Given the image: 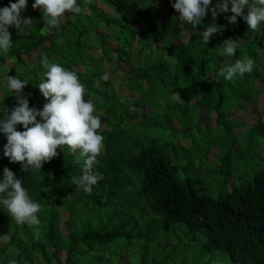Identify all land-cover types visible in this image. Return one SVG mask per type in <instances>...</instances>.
<instances>
[{
  "label": "trees",
  "instance_id": "16d2710c",
  "mask_svg": "<svg viewBox=\"0 0 264 264\" xmlns=\"http://www.w3.org/2000/svg\"><path fill=\"white\" fill-rule=\"evenodd\" d=\"M15 2L17 0H0V8ZM101 2L112 9L113 15L106 16L104 21L106 27L111 26L115 31L108 30L106 42V34L99 29L92 33L99 38L98 43L93 44L95 49L92 45L87 51L82 48L81 40L85 35L82 31L71 44L52 37L50 47H45L53 34L40 35L43 20L34 18L38 26H29L7 54L0 53V70L8 62L13 63L12 67H7L4 74L7 76L19 75L27 64L23 56L32 52L38 56L32 62L41 61L46 55L50 62L76 72L87 89L85 99L95 104V115L106 121L104 129L98 130L105 138V148L96 166V171L103 173L104 178L93 186L90 195L72 184V177H79L83 171L84 162L79 152L71 153L64 146L57 149L56 157L43 163L41 170L23 172L19 163H10L3 155L7 140L0 133V179L4 167L9 168L22 180L30 197L44 205V210L38 214L39 240L35 239L34 228L16 225L0 206V236L11 234L7 244L0 242V264H8L10 259H15L17 264H117L113 257H125L118 246L130 250L133 244L142 248L134 264H264V162L261 159L258 164L256 160L243 159L244 149L251 139L250 128L233 136L240 123L231 117L232 110H250V106L258 107L259 98H264V24L252 31L243 17L229 23L227 17L232 15L229 11L213 21L209 11L201 26L193 28L186 24L181 30L179 13L172 7L175 0ZM30 3L32 5L34 0ZM217 3L218 0H212L211 6ZM247 9L245 6V15ZM212 22L224 28L222 34H214L205 45L197 33ZM71 24L66 20L62 33ZM229 38L239 40V47L233 57L221 56L222 42ZM72 45L77 48L69 56H60L62 49ZM245 58L255 61L251 74L233 81L218 75L221 67ZM171 64L178 84L172 83L170 96L162 94V98L167 97L165 104L159 103L155 91L148 96L155 108L164 110L171 141L166 147L142 148L143 143L138 144L142 139L139 135L133 141L139 148L121 159L123 166L116 168L119 123L129 112L118 108L121 94L116 93L119 92L116 83L126 84L130 78L128 75L115 78V73L128 68L133 74L131 79L138 77L146 85L158 88L166 79L160 76L167 73V66ZM16 65L20 68L16 69ZM36 69L44 70L45 80L46 70L40 62ZM105 73L107 80L103 79ZM1 77L0 74V87H3ZM29 86L26 85L23 92ZM174 92L179 93L184 102L168 103ZM11 94L2 98L9 111L17 106ZM36 97L31 93L27 97L29 107L42 110L48 101L44 97L35 101ZM184 108L188 114L174 126L176 109L180 113ZM111 110L115 111L114 123L106 117ZM206 115L210 117L207 119ZM2 118L3 112H0ZM195 119L209 120L208 131L198 130ZM37 120L42 122L40 117ZM257 128L264 136V124L259 123ZM16 130L24 131L22 125H17ZM196 130L203 133V137L197 140L192 136V149L187 155L181 158L178 151L173 154L180 137L183 135L186 139L185 133ZM216 132L227 139L226 148L213 142ZM178 145L182 150L187 149ZM214 151L218 159L214 158ZM183 159L199 161L201 173L206 169L204 164H211L208 159L215 163V168L206 177H194L185 171L193 163L182 164ZM124 168L136 173L130 185L131 194L135 195L132 202L125 190L129 178ZM181 169L184 176L180 175ZM206 181L210 184L219 181L215 184L218 189L208 193L202 188ZM102 211L108 212L103 216ZM177 224L185 228L182 237L177 228H172ZM113 245L114 252L110 249ZM106 249L109 258H104ZM61 254L63 260H60Z\"/></svg>",
  "mask_w": 264,
  "mask_h": 264
},
{
  "label": "clouds",
  "instance_id": "9594fccd",
  "mask_svg": "<svg viewBox=\"0 0 264 264\" xmlns=\"http://www.w3.org/2000/svg\"><path fill=\"white\" fill-rule=\"evenodd\" d=\"M229 3L231 7L229 9ZM27 0H17L9 6L0 8V53L7 54L13 42L9 27H15L17 32L36 22L32 18H23ZM212 0H175L173 9L179 13V20L186 22L193 28L202 25L207 12H211L212 20L221 13L231 12L227 17L229 23H235L237 17H243L248 29L256 31L264 24V0H219L215 6ZM248 6L247 14L244 8ZM33 9L42 13L46 34H54L72 13L73 18L84 12L78 0H34ZM91 15V9L87 12ZM224 26L214 22L203 26V31L197 33L206 45L211 36L222 34ZM239 40L231 38L222 42L219 50L221 56L233 57L239 47ZM40 63L46 70L45 80L39 83L38 88L42 96L48 101L42 110L29 107V101L23 92L27 79L17 76H8L6 87L16 98V105L10 111L7 107H0L3 118L0 119V133L6 137L7 143L3 147V155L10 163H19L23 172L41 170L43 163L51 161L58 155L57 149L67 146L71 153L79 152L83 160V171L79 177H72V184L86 194H92L93 186L102 180L103 173L96 171L98 157L103 153L104 136L99 133L101 120L95 115L96 106L91 100H86L87 89L80 82L76 72L67 70L57 63L50 62L45 55ZM255 67L252 58L236 60L233 64L221 67L218 75L226 80L233 81L237 77L251 74ZM108 74L103 76L107 80ZM173 103H182L179 93L171 95ZM102 102V100H101ZM161 105L165 104L159 98ZM40 117V121L37 120ZM22 125L24 131H17L16 126ZM0 206L16 225H27L35 229V239L40 238L41 221L38 214L44 210V205L35 202L23 186L21 179L7 167L3 169V178L0 179ZM11 234L0 236V242L7 244ZM8 264H17L15 259L8 260Z\"/></svg>",
  "mask_w": 264,
  "mask_h": 264
},
{
  "label": "rangeland",
  "instance_id": "374dc122",
  "mask_svg": "<svg viewBox=\"0 0 264 264\" xmlns=\"http://www.w3.org/2000/svg\"><path fill=\"white\" fill-rule=\"evenodd\" d=\"M27 2L30 3V0H27ZM163 2V1H162ZM219 2V0H218ZM27 3L25 11L21 13V16L23 18H39L42 19V13L38 9H33L31 3ZM78 3L80 6L84 9V12H82L79 15H75L73 18L74 14H67L68 20L71 24L70 27L66 29L62 33V27H66V20L62 22L60 28L58 30L54 31L53 36H49V40L45 44V47H50V44L54 39L52 37H56L57 40H64L67 41V45L71 44L74 42L76 39L75 37H78V34L80 31L85 32L84 37L82 38L81 42L83 44L82 48L87 51L89 46H93L95 49L96 44L99 41L98 37L92 36V33H96V30L99 29L100 33H105V42L107 41V34L108 30L110 32H114L115 29L110 27L105 26V21L104 18L108 15H113L111 13L112 9L105 3L101 2V0H78ZM165 5V2H163ZM163 6V5H162ZM91 9V15H88L87 12L88 10ZM151 15V14H150ZM149 15V16H150ZM179 15V14H178ZM155 16L151 17V20H154ZM157 19V16H156ZM43 20V19H42ZM186 22H180L179 28L181 30H184L186 27ZM38 26L37 24L31 25V27ZM29 27V26H28ZM28 27H26L23 31L17 32L15 27H9L8 31L11 34V39L13 44L15 42H18L21 39V36L25 34L26 31H28ZM44 27V21L40 29V35H45L46 33L43 31ZM49 35V34H48ZM111 39V36L109 35V40ZM108 40V41H109ZM20 44V43H18ZM44 47V46H43ZM77 48L76 45H72L70 48L65 47L62 49L60 56L62 55H67L69 56L70 53ZM93 52V51H92ZM37 56L36 52L30 53L27 57L23 56V61L27 62L26 68L21 71L19 75L17 76L19 79H27L29 81V87L24 91V94L26 97L30 96L31 94H36L37 97L34 98L35 101L41 100L43 97L41 92L39 91L38 85L39 83L43 82V72L44 70H39L36 69V65L38 62H40L39 59H36L34 62L31 60H34ZM12 62H8L6 64V67H2L0 70V74L2 75V83L3 87H0V107H4L5 104L2 102V98L6 97L7 94H9V90L6 87L7 83V75H4L7 73V67L10 68L12 67ZM79 65H81L80 62H78ZM29 66V68H27ZM23 66H21L22 68ZM136 67H139L138 64L136 63ZM20 68L18 65H16V69ZM128 75L130 78L129 81L126 84H121L119 82L116 83V88L119 90V92H116L117 94H121V99L119 101L118 108L119 109H128L129 112L126 114L124 117V120L119 123V132H118V138L116 140V144L119 147V152L115 156V163H116V168L122 167L121 165L122 160L126 158L130 153H133L134 150L139 148L133 141L134 139L142 135L141 142L138 143L139 145L143 143V145H140V147H146L149 145L153 146H162L166 147L167 144L171 141L170 137V132L168 128L165 127V114L164 110L155 108L154 102H150L148 96L154 92V95L158 93L159 98H162L163 93H168V96L173 92L172 91V83L178 84V81L176 80V70L174 69L173 65L167 66V73L165 75L160 76L161 77H166L164 84L160 82V87L156 88L151 87L149 84L146 85L145 81L140 78H133L131 79V76L133 74H130L128 71V68H124L122 70H118L117 73H115V78H122L123 76ZM90 93V92H89ZM153 95V96H154ZM10 96V95H8ZM151 96V97H153ZM164 100L167 97H164ZM258 101V107L250 106V110H246L243 112H240L238 110H232L231 117L236 119V122L240 123V125L234 129L233 136L238 135L239 133L247 130L250 128V134H251V139L247 143L246 148L244 149L246 153L243 156V159H246L247 161L251 159V162L253 160H256L259 164L260 160L264 162V136L261 134L257 128V125L259 123L264 124V98L257 100ZM171 98H169V102L171 103ZM244 106V104H241V107ZM117 108V109H118ZM178 109H176L174 113V119L172 120V123L174 126L178 125V120H182L185 118V116L188 114L187 110L184 108L182 112H178ZM169 112V110L167 111ZM110 122L115 121V111L111 110L110 113L106 116ZM207 119L208 117L206 115ZM230 119V118H229ZM101 120V128L99 130L104 129V125L106 124V121L104 122V118H100ZM195 124H198L197 129L198 130H205L208 131L206 128L209 126V120L204 121L200 119H195L194 121ZM243 123V125H242ZM215 126V123H214ZM179 131V130H178ZM204 132V131H203ZM186 139H183V135L180 137L178 143L175 144V149L173 150V154L175 151H178L180 153L181 158L186 156L187 153L192 149V143L193 139L192 136H194L197 140L201 139L203 137V133L197 132L196 131H191L190 133H185L184 134ZM214 143H221L224 148L228 145L227 139L224 137V135H221L216 132L214 137L212 138ZM207 141H209L207 139ZM180 144L184 148H187L185 150H182L181 147H179ZM263 150V151H262ZM214 158L218 159L215 155V151L213 152ZM199 156V155H198ZM204 157V156H203ZM208 157V156H207ZM212 158V160L214 159ZM184 161H181L182 164H188V163H193V165H190L185 171L190 172L192 176H199V177H206L209 173L213 171L215 168V163L211 162L209 159L208 161L211 163L209 166L204 164L206 169L204 170L203 173H201V164L199 161L193 162L189 161L188 159H183ZM206 163V162H205ZM125 175L127 178H129V181H126V188L125 190L129 193V199L132 202L135 198L134 194H131V189L130 185L135 178L136 173L131 171L130 169L124 168ZM180 175L184 176V171L181 169L180 170ZM215 184H219V181ZM215 184H210L207 181L204 182L202 188L205 189L208 193H214L213 190L218 189L217 185ZM108 211H102L101 215L105 216ZM152 218V217H150ZM159 219L161 217H158ZM61 219L63 221L64 219V214H61ZM61 221V228H63V224ZM172 228H177L178 232L181 234V237L183 236V233L185 232V228H183L181 225H174ZM132 245V249H126L127 247H120L118 246V249H122L121 253L124 254V258H119L118 256L113 257V260L117 264H134L135 260L138 258V255L140 256L142 248L139 245ZM154 245V244H152ZM111 251L114 252L115 250V245H113L111 248ZM106 254L104 255V258H109V250H105ZM151 252V251H149ZM60 260L64 259V255L61 254ZM107 264V263H103Z\"/></svg>",
  "mask_w": 264,
  "mask_h": 264
}]
</instances>
